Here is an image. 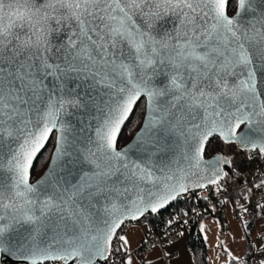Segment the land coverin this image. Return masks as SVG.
Returning a JSON list of instances; mask_svg holds the SVG:
<instances>
[{"label": "snow or ice", "instance_id": "snow-or-ice-1", "mask_svg": "<svg viewBox=\"0 0 264 264\" xmlns=\"http://www.w3.org/2000/svg\"><path fill=\"white\" fill-rule=\"evenodd\" d=\"M241 158L264 169V0H0V264H135L125 222Z\"/></svg>", "mask_w": 264, "mask_h": 264}, {"label": "built area", "instance_id": "built-area-1", "mask_svg": "<svg viewBox=\"0 0 264 264\" xmlns=\"http://www.w3.org/2000/svg\"><path fill=\"white\" fill-rule=\"evenodd\" d=\"M245 161L246 166L244 168V175L238 180V182H241L239 188H237L230 180L227 181V186L223 192H217L215 186H209L208 188L196 191L194 194L195 198H192V195H188L184 199H181L178 205L170 207L167 211L159 215V218H155L154 221H152V217L146 220L145 223L139 227V229H142L141 239L144 243L140 244L139 241L138 247L133 254L139 255L143 252H150L153 250V246L164 252V249L181 237V235H177V232L183 233L187 231L201 218H209L214 214L221 216L230 214L234 219H242L249 214L250 210L264 205V193L254 196L251 192L247 191V182L251 180L254 183H258L254 178L259 176L264 169H261L257 162H253L246 158ZM249 173H251V175H249ZM256 191L258 192L259 190L257 189ZM205 196L207 199H203ZM245 209H247V211H245ZM185 211H189V215L185 216L184 219L190 222L184 223L180 229L174 230L171 234L172 238L168 240L167 244H161L162 240L168 238L166 222L169 217L174 216L177 212L182 215ZM130 225L136 226V222H126L123 234L128 231ZM256 238L257 237H254L252 239V264H259L256 257L263 255L262 252L257 250V246L254 242ZM127 255L130 254L127 253ZM163 256L165 260H168L166 255L163 254ZM46 264H60V262H50ZM113 264H119V260L114 259Z\"/></svg>", "mask_w": 264, "mask_h": 264}, {"label": "rangeland", "instance_id": "rangeland-1", "mask_svg": "<svg viewBox=\"0 0 264 264\" xmlns=\"http://www.w3.org/2000/svg\"><path fill=\"white\" fill-rule=\"evenodd\" d=\"M244 171L245 169L242 170L243 175ZM263 223L264 220L259 224ZM128 228L129 232H127L125 236L131 241V245H133V243L135 244L136 242L135 240L139 232L133 225H130ZM200 228L207 246V264H228L229 260H241L243 258L245 254V235L243 227L236 221V219H233L230 216L225 217L216 214L213 217L211 216V218L202 221ZM256 230H260L259 227H257ZM132 231H136V233L129 238L128 235ZM230 234L234 237H230ZM186 235L187 233L183 234V237L180 240L181 242L187 240ZM230 244L233 245V247L235 246L233 251L230 249ZM226 249L233 254L232 257H228Z\"/></svg>", "mask_w": 264, "mask_h": 264}, {"label": "crops", "instance_id": "crops-1", "mask_svg": "<svg viewBox=\"0 0 264 264\" xmlns=\"http://www.w3.org/2000/svg\"><path fill=\"white\" fill-rule=\"evenodd\" d=\"M214 215H216V214H214ZM226 216H230L231 218H233L230 214L225 215V217ZM209 218H211V217H209ZM209 218H207V219H209ZM263 220H264V212L263 211L260 212V215L258 217H255V218H253L252 216L250 217V215L247 214L242 219H236V221L238 223H240L241 226L243 227L244 235L246 233H248L249 236L251 237V239H253L254 237H258L259 235H260L259 237L261 239H264V237H261V233H259L262 230H264V223L263 224H259ZM250 222H251V226L250 227H251L252 231L249 233V229L247 228V224H250ZM257 227H259L260 230L257 231L256 230ZM137 229H138L139 234H137L138 236H137V238L135 240L136 241L135 244L133 243V245H130V250H129L128 253L130 254L129 256H131L135 260V264H147L149 256L150 255H154L153 251L143 252V253H140L139 255H134L133 254V252L137 249L139 241H140L141 236H142V229H139V228H137ZM200 230H201V228H200ZM127 232H129V229H128ZM134 233H136V231H132L131 233H129L128 237L129 238L132 237V235ZM184 233H187L186 236L188 237V231L183 232V234ZM183 234L181 235V237L177 241H175L174 243H172L170 246H168L166 248L167 249L166 252L165 251L164 252L160 251L161 252V259L163 260L164 264H193V259H192L190 250H189L188 245H187V240L186 241H182V242L180 241L182 239V237H183ZM231 236H233V235L230 234V237ZM244 239H245V237H244ZM229 246H230V249L232 251L235 249V246L233 247V245H231V244ZM247 250L248 249L245 247V249H244L245 254H246ZM223 251L225 252L224 249H223ZM227 252H228V250H227ZM163 254L168 257V260L164 259ZM140 257H143L144 260L142 261L140 259ZM207 258H208V256H207ZM150 264H157V262L155 260H152L150 262Z\"/></svg>", "mask_w": 264, "mask_h": 264}, {"label": "trees", "instance_id": "trees-1", "mask_svg": "<svg viewBox=\"0 0 264 264\" xmlns=\"http://www.w3.org/2000/svg\"><path fill=\"white\" fill-rule=\"evenodd\" d=\"M236 164L238 165L239 171L242 173V170L246 166L245 158L238 159L236 161ZM241 175H237V173L234 171L232 173V179L230 181L236 185L238 180L241 178ZM260 212H262L261 207H258L256 209L250 210L249 215L253 218L258 217L260 215ZM155 218H159L158 216L152 217V221L155 220ZM207 218H201L198 221H196L187 231H188V237H187V245L190 250L193 264H207V246L206 241L202 235V232L200 230V224L203 220ZM250 224H247V228L249 229ZM253 254V245L252 250L249 252L247 250L244 257L239 260L241 264H252V259L250 260L248 257L252 256ZM237 260H232V264H235Z\"/></svg>", "mask_w": 264, "mask_h": 264}, {"label": "clouds", "instance_id": "clouds-1", "mask_svg": "<svg viewBox=\"0 0 264 264\" xmlns=\"http://www.w3.org/2000/svg\"><path fill=\"white\" fill-rule=\"evenodd\" d=\"M25 11V6L20 5L19 7L16 4H13L11 8L8 5H5L4 8V23L7 25L9 19L15 20V13L17 11Z\"/></svg>", "mask_w": 264, "mask_h": 264}, {"label": "water", "instance_id": "water-1", "mask_svg": "<svg viewBox=\"0 0 264 264\" xmlns=\"http://www.w3.org/2000/svg\"><path fill=\"white\" fill-rule=\"evenodd\" d=\"M38 2H42V0H38ZM201 190V189H200ZM165 212V211H164ZM163 213V212H162ZM126 222H135V221H126ZM125 222V223H126ZM51 261H49V262H46V263H50ZM55 262H58V261H55ZM9 264H10V262H8Z\"/></svg>", "mask_w": 264, "mask_h": 264}]
</instances>
